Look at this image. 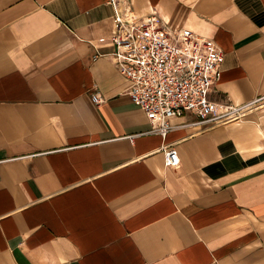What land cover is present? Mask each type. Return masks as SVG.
Returning <instances> with one entry per match:
<instances>
[{"label":"crops","instance_id":"0c3cea01","mask_svg":"<svg viewBox=\"0 0 264 264\" xmlns=\"http://www.w3.org/2000/svg\"><path fill=\"white\" fill-rule=\"evenodd\" d=\"M109 1L0 0V264H264V108L148 132ZM131 2L221 46L217 110L264 95V0Z\"/></svg>","mask_w":264,"mask_h":264},{"label":"built area","instance_id":"2783aa9c","mask_svg":"<svg viewBox=\"0 0 264 264\" xmlns=\"http://www.w3.org/2000/svg\"><path fill=\"white\" fill-rule=\"evenodd\" d=\"M109 2L115 8V31L114 49L108 55L130 81L128 95L147 115L152 125L148 132L166 138L181 126L173 118L187 113L197 116L191 124L209 126L242 121L250 112L264 108V95L244 104L215 108L210 93L221 77L224 50L213 38L186 27L172 29L155 10L140 15L131 0ZM92 98L96 103L103 101L100 94ZM164 153L168 166H179L175 144L165 146Z\"/></svg>","mask_w":264,"mask_h":264}]
</instances>
